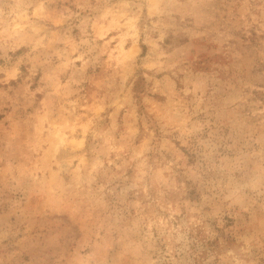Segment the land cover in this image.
<instances>
[{"label": "rangeland", "instance_id": "1", "mask_svg": "<svg viewBox=\"0 0 264 264\" xmlns=\"http://www.w3.org/2000/svg\"><path fill=\"white\" fill-rule=\"evenodd\" d=\"M0 264H264V0H0Z\"/></svg>", "mask_w": 264, "mask_h": 264}]
</instances>
